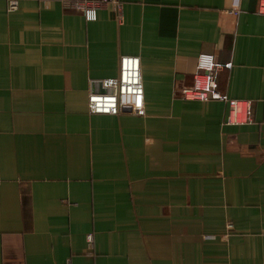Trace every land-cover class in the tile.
I'll return each mask as SVG.
<instances>
[{"label":"crops","instance_id":"0c3cea01","mask_svg":"<svg viewBox=\"0 0 264 264\" xmlns=\"http://www.w3.org/2000/svg\"><path fill=\"white\" fill-rule=\"evenodd\" d=\"M121 1L122 21L0 0V264H264L259 0ZM204 52L252 124L182 96ZM123 55L141 60L145 115L90 113Z\"/></svg>","mask_w":264,"mask_h":264},{"label":"built area","instance_id":"2783aa9c","mask_svg":"<svg viewBox=\"0 0 264 264\" xmlns=\"http://www.w3.org/2000/svg\"><path fill=\"white\" fill-rule=\"evenodd\" d=\"M68 9L81 11L87 20H96L97 11L110 7L120 21L123 20L124 3L121 0H61ZM19 0H9L8 10L16 11ZM238 14V10L232 11ZM258 13L264 15V0H259ZM219 66L212 53H201L197 57L196 72L190 86L184 87L181 94L188 100L222 101L229 106L227 122L233 125H248L254 122L251 101L230 98L218 89L216 73ZM119 75L101 81L103 91L89 94L88 106L92 114L118 115L125 107L137 116L145 115L144 86L141 60L138 56L123 55L120 58ZM232 228V224L228 225ZM91 241L92 236H88ZM65 264H73L67 259Z\"/></svg>","mask_w":264,"mask_h":264},{"label":"water","instance_id":"95a60500","mask_svg":"<svg viewBox=\"0 0 264 264\" xmlns=\"http://www.w3.org/2000/svg\"><path fill=\"white\" fill-rule=\"evenodd\" d=\"M123 110H125V111H131V108L130 107H125Z\"/></svg>","mask_w":264,"mask_h":264}]
</instances>
